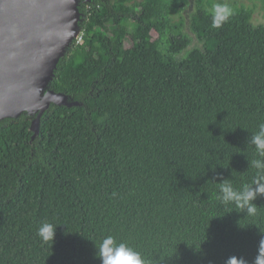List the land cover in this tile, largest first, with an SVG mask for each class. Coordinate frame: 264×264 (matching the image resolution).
<instances>
[{
	"label": "trees",
	"instance_id": "1",
	"mask_svg": "<svg viewBox=\"0 0 264 264\" xmlns=\"http://www.w3.org/2000/svg\"><path fill=\"white\" fill-rule=\"evenodd\" d=\"M183 7L80 0L81 40L50 83L76 105L50 104L35 136L26 114L0 121V264H101L107 236L147 264H254L264 196L251 216L218 197L222 180L253 186L264 159L250 142L264 123V25L240 6L213 28L198 0L189 49Z\"/></svg>",
	"mask_w": 264,
	"mask_h": 264
},
{
	"label": "water",
	"instance_id": "2",
	"mask_svg": "<svg viewBox=\"0 0 264 264\" xmlns=\"http://www.w3.org/2000/svg\"><path fill=\"white\" fill-rule=\"evenodd\" d=\"M80 0H0V121L33 118L35 136L50 104L73 106L54 94L57 64L80 34Z\"/></svg>",
	"mask_w": 264,
	"mask_h": 264
},
{
	"label": "clouds",
	"instance_id": "3",
	"mask_svg": "<svg viewBox=\"0 0 264 264\" xmlns=\"http://www.w3.org/2000/svg\"><path fill=\"white\" fill-rule=\"evenodd\" d=\"M232 15V10L225 4H215L212 10V27L219 28ZM251 144L254 145L259 157L264 158V123H260L258 130L251 136ZM251 166L257 169V175L253 186H245L242 190H235L226 180L220 182L218 197L225 205L233 204L236 209L245 215H255L256 205L253 203L259 196H264V159H255ZM57 226L52 223H42L37 230V236L43 243L54 241ZM257 255L254 264H264V232H261ZM96 255L101 264H147L139 252L126 243H117L113 236L105 237L96 247ZM226 264H247L246 260L231 256Z\"/></svg>",
	"mask_w": 264,
	"mask_h": 264
},
{
	"label": "rangeland",
	"instance_id": "4",
	"mask_svg": "<svg viewBox=\"0 0 264 264\" xmlns=\"http://www.w3.org/2000/svg\"><path fill=\"white\" fill-rule=\"evenodd\" d=\"M186 6L184 10L180 11V14L176 18L182 19L183 22V32L190 39V48L200 47V43L196 40L194 35L189 30V18L190 14L194 11V7L196 5V0H185ZM202 4L208 5L209 9L213 10V5L215 4H225L229 8L232 7H244V8H252L253 16L252 22L255 25L263 24L264 25V0H210V3L207 4L208 0H201ZM80 36V34H79ZM128 44V42H127ZM127 58L130 57L128 53L126 55Z\"/></svg>",
	"mask_w": 264,
	"mask_h": 264
},
{
	"label": "flooded vegetation",
	"instance_id": "5",
	"mask_svg": "<svg viewBox=\"0 0 264 264\" xmlns=\"http://www.w3.org/2000/svg\"><path fill=\"white\" fill-rule=\"evenodd\" d=\"M176 1H181V0H176ZM183 2H184V4H185V6H186V1L185 0H183ZM196 3L198 2V0H196L195 1ZM182 10H184V7H183V9ZM190 19V18H189Z\"/></svg>",
	"mask_w": 264,
	"mask_h": 264
},
{
	"label": "built area",
	"instance_id": "6",
	"mask_svg": "<svg viewBox=\"0 0 264 264\" xmlns=\"http://www.w3.org/2000/svg\"><path fill=\"white\" fill-rule=\"evenodd\" d=\"M81 34V33H80ZM81 39H80V36L78 37L77 41L79 42Z\"/></svg>",
	"mask_w": 264,
	"mask_h": 264
}]
</instances>
